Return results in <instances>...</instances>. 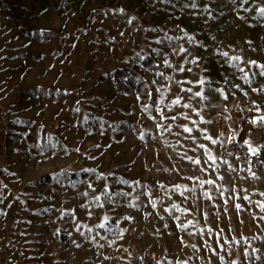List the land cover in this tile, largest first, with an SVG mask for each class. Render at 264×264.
Masks as SVG:
<instances>
[{
  "label": "rangeland",
  "instance_id": "374dc122",
  "mask_svg": "<svg viewBox=\"0 0 264 264\" xmlns=\"http://www.w3.org/2000/svg\"><path fill=\"white\" fill-rule=\"evenodd\" d=\"M195 2L193 8L192 0H0V170H7L0 171V264H264V220L258 219L264 211L243 199L264 200V166L250 165L249 153L227 140L235 135V142L264 146V122L250 123L264 115V92H252L264 88V77L245 83L239 71L249 70V60L264 64V19L255 11L264 0L243 7L240 0ZM21 26L33 29L25 33ZM225 51L243 59L229 64L219 54ZM148 54L162 62L165 74L145 69L159 89L157 104L162 98L165 116L183 113L175 121L160 120L140 93L109 76ZM192 57H199L197 64ZM201 78L206 83L196 84ZM237 84L247 95L233 88ZM176 97L180 104L166 108ZM237 112L250 124L241 137ZM185 124L192 133L183 131ZM205 135L220 140L212 144ZM199 144L219 157L218 169ZM208 180L215 183L201 184ZM189 220L187 229L177 228ZM218 238L228 241L224 249L216 248Z\"/></svg>",
  "mask_w": 264,
  "mask_h": 264
},
{
  "label": "snow or ice",
  "instance_id": "6c2138e0",
  "mask_svg": "<svg viewBox=\"0 0 264 264\" xmlns=\"http://www.w3.org/2000/svg\"><path fill=\"white\" fill-rule=\"evenodd\" d=\"M235 2H236V0H233V3H235ZM249 2H250V0H240V4H241L242 7H243L244 4L249 3ZM191 7H193V8L197 7L195 0H192ZM247 10H248L247 8H244V11H247ZM116 11L123 12V9H118V10H116ZM255 11L259 14V16H260L262 19H264V6H261V7L256 8ZM130 22H131V20L129 21V23H130ZM44 31H45V30H41V34H43ZM121 35H123V33H121ZM186 35H187V34H186ZM169 39H181V37H170ZM187 39H188V42H195V43H197V44L199 43L198 41H194V38L191 37V36H188ZM158 42H159V41H158ZM249 43H250V42H249ZM73 47H75V45H73ZM174 51H175V50H174ZM179 51H180V52H186L187 49H186L185 47H183V45H181L180 48H179ZM217 51L219 52V50H217ZM219 54H220L221 56L227 58V62H228L229 64H232V65H236L237 62H239V61H241V60L243 59L242 57H240V56H238V55H236V56H229V53L226 52V51H225V52H220ZM141 59H143V57H141ZM198 61H199V57H192L190 62H191L192 64H197ZM163 63H164L165 65H168L169 67H171V65L169 64V61H168L167 59H165V60L163 61ZM246 64H247V67H248V69H249L248 71H246L245 68H243V67L239 68V71H240V73L242 74L241 77H240V79H242L245 83H250L251 79H252L253 77H255L256 75H259V76H261V77H264V64L258 63V62L255 61V60H249V61H246ZM252 66H255V67L258 69V71H257V72H251V68H252ZM178 71H180V72L185 71L184 66L181 65V66L179 67ZM187 71L191 72L192 69H191V68H188ZM250 72H251V75H250ZM157 74L160 75V76H163V75H164L163 73H157ZM225 81H226V83L228 82V81H227V78H225ZM153 83H155V81H153ZM177 83H178V84H183V83H193V82H192V81H177ZM195 83H196V84H200V85H204V84L206 83V78H201V79L195 81ZM233 88L239 89L244 95H247V92L244 91V89H243L240 85H238V84H237V85H233ZM57 91H59V90H57ZM157 91H159V89H157ZM181 91H182V92H189V93H191V92H192V88H187V89L182 88ZM214 91L217 92V93H219V95H220L223 99H225V100L228 99V96L225 95V90H224L223 88H217V89H215ZM257 91L264 92V88H259V89H258V88H252V92H257ZM65 94H67V92H65ZM231 94H232V95H235L234 92L231 93ZM148 95H149V97H151L152 93L149 92ZM194 95H195L196 97L206 98V96H204L203 91H197V92L194 93ZM137 99L139 100L140 97L137 96ZM180 100H181L180 97H176L174 100H172L171 104L165 105V107L171 109L172 106L177 105V104H180ZM76 103L78 104L79 101H77ZM252 103L255 104L256 102L253 101ZM159 104H163V99H162V98L160 99ZM159 104H155V105H153V107H154V110L159 114L160 120H169V119H171V120L175 121V120L177 119V115H183V113H180V114H177V115H173V116H171V117L165 116V115L163 114V110L160 108ZM148 107H149L148 105H143V109H144L145 111L148 110ZM183 107H184V108H191V105L184 104ZM225 110L227 111V109H225ZM74 111L79 112L80 109H79V108H75ZM256 111H257L258 113L261 112V111H262L261 107H260V106H257V107H256ZM152 119H156V117H152ZM185 119H188V117L185 116ZM225 119H226V120H227V119H230V117H227V116H226ZM201 120H203V117H201ZM262 122H264V115L255 116V117H253L252 120L250 121V123H252L253 125H256V124H258V123H262ZM193 123H195V121H193ZM208 123H212V121H208ZM42 127H43V125H41V128H42ZM156 127H157L158 129H163L164 131H170L171 128H172V125H171V124H167V125H165V124L157 123ZM181 127L183 128V131H184L185 133H192V131H193V129H192L191 127H189L187 124H185V125H181ZM201 131H202V132H206L207 130H206V129H202ZM221 135H223V133H222ZM204 139H206V140H210L212 144H217L218 141L220 140V137L213 138V137H211V136L205 135V136H204ZM49 140H51V137H49ZM227 140H228L229 143H234V142H235V135L228 136V137H227ZM243 143H244L245 145H248V153H249V156H250V157H256V158H257L255 161H251V160H249V164L252 165V164H254V163H259V164H261L262 166H264V159H260V156H261V153H262V148H261V147H253V146L250 144L249 140H247V139H245V140L243 141ZM36 147L40 148V149H41V152H43V151L45 150V148H46V146H41V145H39V144H37ZM96 147H99V145H97ZM198 147L201 148V149H205V150H206V154L208 155L209 160H211L212 163H213V165H215V168L218 169V168H219V165L216 164V161H217V159H219V157H213V156L210 154V150H207V149H206V146H205L204 144H199ZM77 151H79V149H77ZM229 155H234V153H229ZM187 159L190 160V161H192V162L195 163V164H199V163H200V160H198V159H193L192 157H187ZM222 163H224L225 165L228 166V170H229V171H235V169L232 167V165H231L227 160H223ZM0 171H7V170L4 169V170H0ZM86 171H94V170H86ZM248 171H249V173H250L251 176L256 177V173L253 172V171L251 170V166L249 167ZM12 175H15V173H12ZM102 177H103V173H101V174L97 177V179H100V178H102ZM218 178H219V179H223V177H218ZM203 183L214 184L215 181H213V180L201 181V184H203ZM4 187H7V186L4 185ZM88 187L91 188L92 185L89 184ZM161 187H162V186H161ZM181 188H184L185 191H191V192H194V191H195V186H194L192 189H187V188H185L183 185H175V186H174V190H179V189H181ZM142 194H147V193H142ZM181 194L183 195V193H181ZM81 195L87 196V192L82 193ZM104 195H105L106 197L109 196L108 186H107V185H105ZM124 195H126V194H124ZM204 195H205V196H208V193L205 192ZM221 195L223 196V193H221ZM260 195H261V196H264V193H260ZM100 199H101L100 196H96V197H95V200H96V201H100ZM136 199L139 200V195L136 197ZM185 199H187V197H185ZM209 199H211V197H209ZM243 199L246 200V201H248L249 204L255 203V205H256L257 208H259L261 211H264V200H260V201H255V202H253V201L250 200V197H248V196H244ZM2 202H3V199H2V197H0V203H2ZM149 202L152 203V206H153V207H155V201H149ZM228 202H229L228 200H225V204H228ZM99 206L103 207V205H99ZM130 206H132V207H139L138 204H130ZM235 207H236L237 210H243V206L240 205V204H236ZM172 208H173V209H178L181 213H185V212L190 211L189 209H179L178 206L175 205V204L172 205ZM165 211H168V209H165ZM0 214H3V213H0ZM62 215H63V214H62ZM89 215H91L90 212H89ZM205 215H207V213H205ZM105 219H107V217H105ZM124 219H125V220H130V219H132V217H131V216H126V217H124ZM174 219L177 220V221H179L180 217H179V216H176V217H174ZM253 219H257V217L254 215V216H253ZM258 219L264 220V216H261V217H259ZM191 224H193V221H191V220H189L186 224H180V223H178V224H177V228H178V229H187L188 226L191 225ZM79 227H80V225L77 224V230L79 229ZM99 227L103 228L104 225H103V224H100ZM165 227H168V225L165 224ZM58 231H59V230H58ZM89 231H91V229H89ZM122 231H123V230H121V234H122ZM222 231H223V230H222ZM191 234H192V233H190V235H191ZM69 235H71V233H69ZM81 235H83V233H81ZM217 236L219 237L220 234L218 233ZM94 242H95V241H94ZM73 243H76V242L73 241ZM109 243H110V244H111V243H115V241H110ZM226 243H228L227 240H225L224 243L222 244V243L220 242V239L218 238V239L216 240V248L224 249V244H226ZM205 244L208 246V249L213 253V255H217L216 248H213L211 245H208V244H207V241H205ZM77 247H79V245H77ZM100 247H103V245H100ZM191 247L194 248V249H196V245H191ZM197 250H198V249H197ZM255 251H256V250L253 249V252H255ZM245 255H246V256L248 255V253H247V249H245ZM106 259H107V257H106ZM219 259H220V260H223L224 257H223V256H220ZM158 264H159V262H158ZM177 264H187V261H178ZM232 264H237V262H236V261H232Z\"/></svg>",
  "mask_w": 264,
  "mask_h": 264
},
{
  "label": "trees",
  "instance_id": "16d2710c",
  "mask_svg": "<svg viewBox=\"0 0 264 264\" xmlns=\"http://www.w3.org/2000/svg\"><path fill=\"white\" fill-rule=\"evenodd\" d=\"M8 12L11 14L14 22L17 24L18 23L17 14L14 11H10V10ZM21 29L25 33H29L33 29V27L21 26ZM162 65H163L162 62L159 61L154 56V54H148L143 59H141L139 65H136L132 62H127L123 66L116 67L114 70H112L109 73V76L113 81H117L119 80V78H122L129 87L133 88L136 92L140 93L142 98L146 102H148L151 105H155L158 102L159 93L157 91V87L153 83L152 76L147 74L145 69L149 72L158 71V73L164 74L162 70ZM163 76L160 77L163 78ZM149 92L152 93L151 97H149L148 95ZM237 116L243 123V127L239 133L241 137L244 131H246L250 127V124H249V120L245 118L243 115H240L238 112H237ZM261 136L264 137V131L261 134ZM232 145L234 147L240 145L244 149V154L246 155L248 154L247 147L242 141L238 140L232 143ZM261 148H262V153H264V146H262ZM256 159H257L256 157H251V160H256Z\"/></svg>",
  "mask_w": 264,
  "mask_h": 264
}]
</instances>
